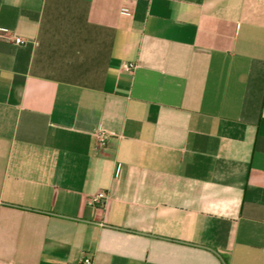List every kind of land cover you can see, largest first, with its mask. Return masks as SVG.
Here are the masks:
<instances>
[{
	"label": "crops",
	"instance_id": "1",
	"mask_svg": "<svg viewBox=\"0 0 264 264\" xmlns=\"http://www.w3.org/2000/svg\"><path fill=\"white\" fill-rule=\"evenodd\" d=\"M85 257L264 264V0H0V264Z\"/></svg>",
	"mask_w": 264,
	"mask_h": 264
},
{
	"label": "built area",
	"instance_id": "2",
	"mask_svg": "<svg viewBox=\"0 0 264 264\" xmlns=\"http://www.w3.org/2000/svg\"><path fill=\"white\" fill-rule=\"evenodd\" d=\"M124 13L127 12V10L123 11ZM1 32H5L4 30H1ZM13 43L15 45H23L25 43L24 40L19 39V38H14L13 39ZM135 67V65L133 63H125L123 65V70L126 72H131L133 70V68ZM109 134L108 132L104 131V130H100L98 132V134L96 135V142L98 147L103 148L106 144V140L108 139ZM105 198V193L100 191L96 194H94L93 196L90 197L89 201L92 204H98L101 203V201ZM81 264H92V260L89 257H85Z\"/></svg>",
	"mask_w": 264,
	"mask_h": 264
}]
</instances>
